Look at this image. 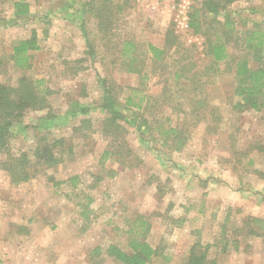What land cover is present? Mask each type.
Returning <instances> with one entry per match:
<instances>
[{"label":"rangeland","instance_id":"rangeland-1","mask_svg":"<svg viewBox=\"0 0 264 264\" xmlns=\"http://www.w3.org/2000/svg\"><path fill=\"white\" fill-rule=\"evenodd\" d=\"M14 1L28 2L34 17L22 26L0 27V82L14 86L26 72L12 67L10 55L14 43L35 29L39 49L30 53L26 74L43 78L53 94L50 108L24 114L10 152L29 151L41 138H62L63 145L59 162L31 170L28 182L12 185L0 170V264H120L104 250L109 244L126 248L138 216L145 217L146 241L158 252L149 264H183L195 244L207 264H264V243L257 247L256 236L247 234L264 236V109L233 108V77L204 70L203 38L187 27L188 14L201 0H128L106 37L95 18H86L92 55L67 17L76 0H0V19L11 18ZM223 14H230L238 33L254 24L264 29V0H237L218 21ZM43 15L48 23L36 21ZM170 31L175 44L161 63L166 68L152 72L147 44L163 47ZM127 39L138 47L140 74L119 67L117 50ZM183 59L192 65V80L173 83L176 62ZM195 71L200 77L191 76ZM97 73L116 91L137 87L146 76L149 107L122 112L137 124L146 119L152 128L179 127L184 147H161L150 136L154 132L145 131L142 139L121 120L113 143L98 106ZM164 86L174 102H162ZM71 102L88 105V114L66 115ZM44 117L54 125L43 127ZM82 120L89 123L74 132ZM104 151L113 155L105 159ZM95 247L102 252L94 257Z\"/></svg>","mask_w":264,"mask_h":264},{"label":"trees","instance_id":"trees-1","mask_svg":"<svg viewBox=\"0 0 264 264\" xmlns=\"http://www.w3.org/2000/svg\"><path fill=\"white\" fill-rule=\"evenodd\" d=\"M235 1L237 0H201L199 6L193 8L188 14L187 27L194 35L203 38L204 55L208 57V65L204 70L217 73L221 70L233 77V95L238 98L233 108L251 109L258 112L264 109V29L259 24H254L252 28L238 33L234 28L230 14H223V22L218 21L217 16L226 11ZM12 6L11 18L0 19V27L22 26L33 19L34 15L30 12L28 2L14 1ZM127 7L128 0H76L68 6L70 12L67 17L81 30L89 55H92L93 52L85 28L86 18H95L98 31L106 37L114 22ZM36 21L48 23L49 16L43 15ZM166 37L165 45L161 48L147 44L144 54L152 62V72L166 68L161 63L167 51L175 44L172 31L168 32ZM229 48L232 52H240V55L234 56ZM38 49L37 32L35 29H31L28 38L18 40L12 46L10 55L12 67L27 72L31 67L30 53ZM117 51L121 70L127 73H141L142 64L140 65L138 58V47L132 40H123ZM183 61L184 59L176 62L177 65L172 72L173 83H177L182 78L192 80L190 76H187L192 71V65L188 67L182 64ZM26 72L17 78L14 86L0 82V156L2 157L0 170L7 174L12 185L28 182L33 175L31 170L35 171L37 167L56 165L59 162L57 152L63 145L62 138H54L51 141L41 138L36 147L29 151L19 154L10 152V140L16 135V129H19L18 126L21 125L24 114L27 111L39 112L50 108L49 97L53 94L43 78H34ZM200 74L195 71L191 76L197 78ZM144 79L146 76L140 79L137 87H126L116 91L112 82L97 73V82L102 91L101 103L98 106L106 113L105 134L113 136L114 143V137L120 127L118 121L121 120L129 126L135 127L140 138H145V131L154 132L150 136L158 145L178 152L186 142L182 129L170 125L165 127L163 124H157L152 128L148 121L142 118H139L137 124L132 116L122 112L124 109L140 111L149 107L151 98L144 93V87H142ZM121 94H123L122 97L119 96ZM161 95L164 100L162 102H174L172 98L175 96L169 95L166 86L163 87ZM68 108L66 115L72 117L77 114H88L90 107L78 102H71ZM48 118L42 119L43 127L54 125V122ZM82 122V125L73 128L74 132H79L84 124L89 123L88 120H82ZM112 155L113 152L110 151L102 153V157L105 159ZM73 180L74 178H71V181ZM148 230L145 217H136L126 235V248L119 244H109L104 250L105 254L120 264H149L157 257L158 252L146 241ZM247 234L259 236L254 231H248ZM197 246L195 244L191 247L183 264H207L206 253L196 252ZM101 252L102 248L95 247L92 250V255L99 256Z\"/></svg>","mask_w":264,"mask_h":264},{"label":"crops","instance_id":"crops-1","mask_svg":"<svg viewBox=\"0 0 264 264\" xmlns=\"http://www.w3.org/2000/svg\"><path fill=\"white\" fill-rule=\"evenodd\" d=\"M255 238L258 239L257 242H256V243H258L257 247H259L261 244L264 243V236H260L259 235V236H256Z\"/></svg>","mask_w":264,"mask_h":264},{"label":"built area","instance_id":"built-area-1","mask_svg":"<svg viewBox=\"0 0 264 264\" xmlns=\"http://www.w3.org/2000/svg\"><path fill=\"white\" fill-rule=\"evenodd\" d=\"M172 1H180V2H182L183 4H188V3H190V1H188V0H172Z\"/></svg>","mask_w":264,"mask_h":264}]
</instances>
